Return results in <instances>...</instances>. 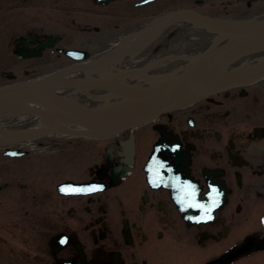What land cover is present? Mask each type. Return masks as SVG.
Masks as SVG:
<instances>
[{"label":"flooded vegetation","instance_id":"1","mask_svg":"<svg viewBox=\"0 0 264 264\" xmlns=\"http://www.w3.org/2000/svg\"><path fill=\"white\" fill-rule=\"evenodd\" d=\"M180 10L233 21L264 14V0H0L3 55H13L12 63L0 62L3 76L8 83L31 78L47 65V51L60 62L56 69L74 63L62 62L57 45L21 59L23 42L38 47L53 34L57 42H78L75 48L92 53V46L106 47L112 33ZM179 23H169L167 32ZM167 43L155 42L149 51ZM212 74L202 72L166 105L158 92L171 76L142 108L154 118L118 136L42 140V147L16 158L0 147V264H264V78L258 71ZM96 142L98 157L91 152L79 165L73 148L82 143L94 149ZM39 155L58 157L50 162ZM7 159L28 162V170L5 165ZM89 181L103 187L59 191L62 183ZM186 183L195 187V203L207 207L210 197L219 200L211 220L198 222L206 213L188 206Z\"/></svg>","mask_w":264,"mask_h":264},{"label":"water","instance_id":"2","mask_svg":"<svg viewBox=\"0 0 264 264\" xmlns=\"http://www.w3.org/2000/svg\"><path fill=\"white\" fill-rule=\"evenodd\" d=\"M201 19L210 23L180 18L177 19L180 21L178 25H171L172 31L159 32L169 28L165 27L168 20L162 17L126 36L98 60L0 89V104L41 102L59 116L91 131L118 133L126 119L117 116L127 107L135 109L143 105L146 102L143 97L156 88L161 89L163 82L174 76L172 71L175 72L182 63L184 67L180 68L189 69L176 84L190 79L200 67H207L214 78L218 75L225 77L228 73L247 75V72L262 71L264 22L236 18L233 21L218 20V24L207 17ZM223 33L231 37L228 42V36L224 37ZM155 42H168V47L153 53L149 47ZM181 42L185 47L179 52L174 51ZM250 45H253L251 49H246ZM67 53L76 60L80 58L73 51ZM29 54H34V51ZM216 80L222 82L219 77ZM184 88L172 86L169 90L177 96Z\"/></svg>","mask_w":264,"mask_h":264},{"label":"bare ground","instance_id":"3","mask_svg":"<svg viewBox=\"0 0 264 264\" xmlns=\"http://www.w3.org/2000/svg\"><path fill=\"white\" fill-rule=\"evenodd\" d=\"M160 18H154L150 22L147 21L144 24H140L141 26L138 27L139 29L137 28L127 33H126L127 30H124L125 34H122V37H119L118 39L116 38V41L113 42L112 45L114 46L115 43L120 42L126 36L140 30L141 28L153 23L154 21ZM238 18L259 21L264 19V14H257L256 16H251V17L246 16V17H238ZM52 39L53 38L51 35L48 34L46 35L47 42H54ZM112 45L110 44L107 47V49L108 50L111 49V47H113ZM72 49H73V53L75 52L80 57L77 60L81 61L84 56L86 58L83 60V62L76 63L77 65L94 59L92 58V53H90L87 50L79 49V48H72ZM102 55L103 54L96 57L99 58ZM36 57H38V54H31L29 58H36ZM45 62L47 64V60H45ZM72 65L73 64H69L68 66H65V69L71 67ZM261 77L264 78V76ZM36 79L38 78L35 76V79L31 77L30 80L28 81H33ZM12 84L14 83L13 82L7 83L5 87L10 86ZM0 89H2V87H0ZM20 115H24L23 119H21ZM16 116H19L17 118L21 119L19 120L20 122L19 121L17 122L18 124H14L12 122L9 124L7 123L5 125H0V144L6 145L7 142L15 139L25 143L26 141H31V138L33 137L36 138V136H39L42 133H47L46 136L48 137L53 134H57L59 137L65 138L71 136L72 134H78V132L81 133L85 132L84 130H82V126H80L78 123L72 125L63 122L62 119L55 114L53 109H51L49 106H45L41 102L25 101V102H20L19 104H14V103H8L6 105L0 104V120L3 119L4 117H16Z\"/></svg>","mask_w":264,"mask_h":264},{"label":"rangeland","instance_id":"4","mask_svg":"<svg viewBox=\"0 0 264 264\" xmlns=\"http://www.w3.org/2000/svg\"><path fill=\"white\" fill-rule=\"evenodd\" d=\"M242 17H244V16H246V15H241ZM141 25H139V24H132V25H129V27L126 29L127 31H126V33L127 32H130L131 30H134V29H137L138 27H140ZM139 29V28H138ZM123 30V29H122ZM122 30H120V31H118L117 32V34L115 35V34H113L112 33V35H113V37H112V39H111V41H110V43L106 46V47H97V46H92L91 47V51H92V53H94V55L95 56H99L100 54H104L105 52H107V47L111 44H113V42H115L116 41V38L118 39L119 37H122V34H125V32H124V30L122 31ZM78 44V42H62V43H60V45L59 46H61V47H64V48H68V49H70V48H75L76 47V45ZM117 43H115L114 45H116ZM80 45H81V43H80ZM113 46V45H112ZM111 47V46H110ZM9 48V52H8V54H13L12 53V51H11V48L10 47H8ZM112 48V47H111ZM7 51V48H6V43H4V42H0V62H1V60L2 59H4V60H6V61H8L9 63H12V61H13V59H12V56H10L9 57V55H8V57L7 56H4L3 54L5 53ZM104 51V52H103ZM103 52V53H102ZM47 65L46 66H43L40 70L38 69V68H36V69H34L31 73H33V76H32V78L33 77H38V75L40 74V73H44V72H49V73H46V75H49V74H51L50 73V71H53V70H55L56 69V64H59L60 62H57L56 61V59H55V57L53 58L49 53H47ZM15 60V63H13V70H15L17 67H18V65L16 64V60L17 59H14ZM65 60V61H64ZM69 59L68 58H66L65 56H63L62 57V62H67ZM35 61L34 60H32V61H30V64H31V66H37V65H35V63H34ZM1 64V63H0ZM8 69H10V70H12V68H9V66L7 67ZM32 68V67H31ZM8 69H5V70H8ZM2 71H4V68H1L0 67V87L1 86H4L5 84H7L8 83V81L9 80H7L4 76H3V73H2ZM45 75V76H46ZM20 77V76H19ZM27 79V78H26ZM25 102V101H24ZM20 102H16L15 104H19ZM23 116L24 115H20V117H21V119H23ZM36 116H38V115H36ZM17 117H19V116H16V117H4L3 119H1L0 120V125H5V124H9V123H14V124H18L17 122L19 121V120H21L20 118H17ZM20 122V121H19ZM48 139L49 138H53L52 140L54 141L56 138L55 137H48V136H46ZM46 138V139H47ZM39 138H38V136H37V138H36V141L38 140ZM46 139H39L38 141H42V140H46ZM47 141V140H46ZM87 147V150H89V153H87L88 151H85V148ZM4 149L2 148V151H3ZM1 151V152H2ZM72 152H75L76 153V155H78V159H75V160H78V162L81 164V162H82V160H81V158H82V156H91V152H94V156L97 158L98 157V155H99V153L101 152V150H100V147H98V146H95V148L94 149H92V146L89 144L88 146L87 145H85V144H82V143H80L78 146H76V148H73V150H72ZM71 152V153H72ZM70 155V152H69V154H67V156H69ZM58 156H41V155H39L37 158L38 159H41V158H43V159H51V161L50 162H55V159L57 158ZM62 158H64L63 156H62ZM3 162H5V161H2V164H3ZM27 163L28 162H21V163H18V162H16V161H12V160H9V159H7L6 160V162H5V165H8V166H14V167H16L18 170L19 169H22L23 171H27L28 170V166H27ZM33 163V162H32ZM37 172L38 173H40V172H42L43 173V170H41V169H38L37 170ZM1 181V180H0Z\"/></svg>","mask_w":264,"mask_h":264},{"label":"snow or ice","instance_id":"5","mask_svg":"<svg viewBox=\"0 0 264 264\" xmlns=\"http://www.w3.org/2000/svg\"><path fill=\"white\" fill-rule=\"evenodd\" d=\"M145 2H147V0H145ZM176 149L173 148V151H175ZM15 155V154H13ZM153 160H155V157L153 158ZM159 167L160 168H164L165 165L163 163L159 164ZM170 171V169H169ZM179 179V178H177ZM185 189H191L190 192H188L187 194L192 197L191 200L188 201V206L190 207H197V208H201V209H204V212L206 213V215H204L203 217L201 218H198V222H199V219H204V220H211L212 219V216L210 215L211 211L213 208H215L216 206H218L219 204V200L216 199V198H212L210 197L211 199V204L209 206H205L204 204H197L194 202V198H195V194H196V190H195V187L193 185H190V184H185ZM100 189L96 186H91V187H88V188H75V187H68V188H65V187H62L60 189L61 192H73V193H78V192H94V191H99ZM212 193H218V190L216 188H212ZM179 202L181 203H184V198L183 197H180L179 198ZM189 219H191V217H189ZM62 244L63 243H66V240H61L60 241Z\"/></svg>","mask_w":264,"mask_h":264}]
</instances>
